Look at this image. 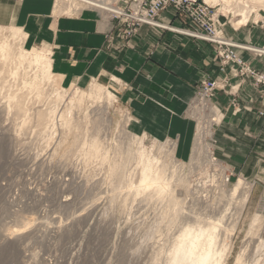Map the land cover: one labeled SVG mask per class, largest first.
Here are the masks:
<instances>
[{"label":"rangeland","instance_id":"374dc122","mask_svg":"<svg viewBox=\"0 0 264 264\" xmlns=\"http://www.w3.org/2000/svg\"><path fill=\"white\" fill-rule=\"evenodd\" d=\"M52 2L54 8L56 0ZM238 3L231 5L232 11L242 6ZM250 6L256 10L249 20H264V8L258 3ZM84 11L92 10L61 16L74 18ZM109 17L108 13L102 16ZM238 18L231 15V24ZM19 29L20 42L12 41L9 27L0 28V41L25 46L28 32ZM26 47L47 54L52 66L48 47ZM1 67L0 264H153L156 253L162 264L183 229L208 226L222 208H228L229 217L219 230V248L224 244L225 249L222 264H234L237 257L243 264H264V247L256 252L258 240L264 241V110L245 109L249 113L245 124L241 117L227 122L214 97L211 105L201 100L187 114L195 124L193 143L188 160L181 161L175 157L172 141L157 142L129 130L131 119L107 85L96 80L62 84L61 77L49 80L40 70ZM33 81L44 84L36 90L30 88ZM94 84L106 88L112 99L100 95L82 104L71 102L75 90L88 92ZM56 96L60 97L57 103ZM17 101L20 111L14 107ZM231 104L234 107L236 102ZM53 105L58 112L47 128L38 115ZM66 108L67 123L59 119ZM209 122L212 137L204 145L211 147V154L206 155L198 150L201 139L196 126L207 127ZM217 135L223 136L230 161L245 156L243 164L218 158ZM94 140L100 142L97 153L89 152ZM128 155L126 187H119L111 166ZM140 159H150L153 173L161 171L162 178L135 192ZM239 179L241 189L230 199ZM159 188L162 193L157 194ZM227 201L233 202L231 206ZM255 215L262 222L259 231L251 233L249 223Z\"/></svg>","mask_w":264,"mask_h":264},{"label":"crops","instance_id":"0c3cea01","mask_svg":"<svg viewBox=\"0 0 264 264\" xmlns=\"http://www.w3.org/2000/svg\"><path fill=\"white\" fill-rule=\"evenodd\" d=\"M52 9V0H0V28H22L29 33L25 46L48 47L62 84L96 80L107 85L131 119L129 130L157 142L172 141L175 157L181 161L188 160L192 150L195 124L187 116L188 106L203 79L224 85L214 102L227 122L241 117L245 124L244 117L249 115L245 109L264 110V89L235 76L232 65H222L210 43L146 25L126 36L120 23L96 12L55 17ZM157 19L176 28H190L172 8L160 12ZM235 24L224 26L225 37L244 46L264 47L263 19L238 27ZM238 54L264 74V55L249 51ZM232 101L236 102L234 107ZM217 137L218 158L243 164L245 156L230 161L223 136Z\"/></svg>","mask_w":264,"mask_h":264},{"label":"bare ground","instance_id":"6f19581e","mask_svg":"<svg viewBox=\"0 0 264 264\" xmlns=\"http://www.w3.org/2000/svg\"><path fill=\"white\" fill-rule=\"evenodd\" d=\"M207 1L212 2V4H218L219 5L220 8L218 9V12H217L218 14L222 13L225 16H227L228 14H231L233 16H238L239 18H238V21L236 22L237 23L236 25H238V26L246 24L247 21L249 20L250 13L255 12L254 10H256V9L253 10L252 7L250 6V4L253 5L255 3H258L261 7L264 8V0H237V1L236 0H207ZM235 2H239L238 5H240V2H241L242 6L239 7L238 9L236 8L232 11V8H230V7ZM110 4H111L110 0H56V4L54 5V8H53L51 15H53L55 17H60L61 15H69L72 13L78 14V13H80V10H82L84 8L92 10V11L97 10V12L102 16L105 15V13L106 14L108 13V15L109 14L111 15L112 12H119L115 7L114 8L111 7ZM51 26L52 25H50V27ZM19 30H20L19 28H13V30H12L13 32L11 34L12 41H15V40L18 41L19 40L18 42H20L21 39L19 38V36L21 35V32ZM28 35H29V33H26L24 35L25 38H27ZM254 50L257 53L264 54V51H262V50H257V49H254ZM0 66H2L1 68H6L7 66H10L11 69L28 68L31 70H34V69L40 70L42 72L43 76L44 77L46 76L49 80L55 76L54 69L51 66V61H50V58L47 56V54H44L41 51L32 50L30 48H27L26 46H22L21 44L14 46L13 43H10L7 40L0 41ZM1 73L2 72H0V74ZM10 75L14 77L15 75H17V73L11 72ZM42 83L44 84V82L33 81L29 85H30V88L32 86V87L36 88V90H38L39 89L38 84L41 85ZM106 90L107 89L104 88L103 86H100L99 84L98 85L94 84L87 90L88 92H83V91L80 92L78 90H75L74 94H73L74 96L72 95L73 98H72V100L71 99L70 100H71V102L73 101L75 103L82 104L84 102V100H87L90 98H96L97 99L100 97V95H103L106 99L111 100L112 96H111V94H109V91L108 90L106 91ZM14 99H16V97ZM12 100H11V102H12ZM54 100L57 103L60 100V97L56 96ZM18 101H17V103H15L14 107H15V109H17V111H20L21 104L18 103ZM67 105H68V103H67ZM8 107H10V106H8ZM22 107H23V105H22ZM52 107H53V109L49 110L47 108L48 111L43 112V113H39V115H38V119L42 123H45L47 128L48 127L50 128L51 127L50 125H52L54 123L53 118H55L56 112H58L56 105H53ZM68 110H69V108L63 109L62 113L60 114L59 119H64V116L68 115ZM17 111H16V113H17ZM5 113H7V112H5ZM199 113H197V114H199ZM217 119L218 118H215L214 120H217ZM64 120H65V123L68 122V119H64ZM202 122H204V121H202ZM210 126H211V122H209L207 124V127L196 126V130L200 134L199 139H201V141L199 142V145H198V150H199V152L201 151V153L206 152V155L211 154V147H207L206 145H204L205 139L206 140H207V138L211 139V137H212V134L210 132ZM45 130H46V128H45ZM11 137L14 138V136L10 135V138ZM141 139H142V137L140 136L139 141H141ZM141 144H142V142H141ZM99 146H100V142L98 140L92 141V143L90 145L89 152L91 151L92 153H97ZM208 148H209V151H208ZM69 151L70 150L67 149V152H69ZM63 152L61 151V153H63ZM141 156L142 155L140 154V157ZM129 160L130 159H129V155H128L127 157H124V159L120 163L115 161L111 166L113 176L116 177L115 180L117 181L116 183H118L117 185L119 187L121 185L126 187V175H125L126 174V170H125L126 168L125 167L127 166ZM139 163L142 165H141L140 171H139V182L134 187L135 192H138L140 189L149 187L151 185L158 184L162 178L161 171H159L157 173H153L152 166H151L152 161L150 159H146V160L140 159ZM121 183H124V184H121ZM241 185H242V180H240V179L237 180L233 189L230 190V193H231L230 199L233 198L238 193V191L241 189ZM156 192H157V194H160V193H162V190L159 188L158 190H156ZM242 200L245 201V199H242ZM227 202H228L227 206H231V203H233L232 201H227ZM227 202H226V204H227ZM222 207H224V206H222ZM234 209H235V207H234ZM233 213H234V211H233ZM227 214H228V208H225V209L222 208V212H221L219 218L215 219V221L211 222L208 226L199 227L198 229H195V230L192 229L191 227H186L185 229H183L181 231V233L179 234V236L173 241L172 247L169 250L168 255L162 261V264H222L223 263L222 262L223 261V254L225 252V249H224V244H223V246L221 245L219 248V243H220L219 242V234H220L219 230H220L222 220H224V218L228 217ZM230 215H231V212H230ZM261 222H262V218L260 216H258V215L253 216L250 219L249 231L251 233L254 230H255V232L256 231L258 232L259 231L258 225L261 224ZM4 247H7V246L5 245ZM263 247H264V241L258 240V244L256 245V252L261 250ZM2 251H3V249L0 248V252H2ZM1 255H2V253H1ZM159 255H160L159 253L155 254L154 259H153L154 260L153 264H158V262L160 261V258L158 257ZM234 264H243L242 259L240 257H237Z\"/></svg>","mask_w":264,"mask_h":264},{"label":"built area","instance_id":"2783aa9c","mask_svg":"<svg viewBox=\"0 0 264 264\" xmlns=\"http://www.w3.org/2000/svg\"><path fill=\"white\" fill-rule=\"evenodd\" d=\"M110 3L111 7H115L119 12H112L109 19L120 23L125 29L124 34L126 36H130L137 28L146 25L210 43L215 47L220 63L233 66L232 71L235 76L249 79L256 86L264 88V74L254 70L238 54V51H249L257 55H264L254 50L264 51V47L244 46L225 37L222 29L230 22L231 15L229 17L218 14V4H212L207 0H110ZM167 8H172L174 13L186 20L190 24V28H176L169 23L158 21L159 13ZM220 19L224 20L223 23L220 22ZM223 87L224 85L215 80L203 79L188 107V112L197 107L201 100H205L211 105V100L216 92Z\"/></svg>","mask_w":264,"mask_h":264}]
</instances>
